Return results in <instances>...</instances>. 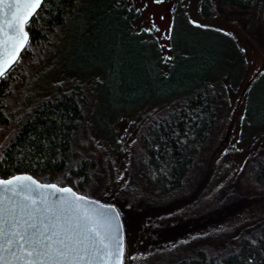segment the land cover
Returning a JSON list of instances; mask_svg holds the SVG:
<instances>
[{
  "label": "rangeland",
  "instance_id": "1",
  "mask_svg": "<svg viewBox=\"0 0 264 264\" xmlns=\"http://www.w3.org/2000/svg\"><path fill=\"white\" fill-rule=\"evenodd\" d=\"M81 2L87 4L44 61L21 70L23 82L7 101L10 119L82 86L89 96L85 141L101 151L103 192H115L128 185L132 147L145 122L211 84L227 100L219 129L178 198L138 202L140 234L131 256L137 264L191 251L223 257L240 238L263 233L264 180L251 165L264 160V10L210 16L203 0H116L125 14L120 10L114 21L95 17L96 0ZM183 202L189 203L165 211Z\"/></svg>",
  "mask_w": 264,
  "mask_h": 264
},
{
  "label": "trees",
  "instance_id": "2",
  "mask_svg": "<svg viewBox=\"0 0 264 264\" xmlns=\"http://www.w3.org/2000/svg\"><path fill=\"white\" fill-rule=\"evenodd\" d=\"M96 3L98 20L108 15L118 20L120 10L125 14V4L116 0ZM85 4L44 0L38 14L25 25L29 42L18 62L0 78V179L29 174L42 183L69 186L81 195L115 205L125 229L124 264H137L131 256L140 234L133 210L140 200L178 198L179 190L191 184L189 175L215 137L227 100L222 91L207 83L148 119L132 147L133 169L126 189L103 192L101 151L85 141L89 96L82 86L46 97L20 121L11 120L7 112V101L25 77L21 70L44 61L61 29ZM201 10L210 16L229 11L260 15L264 0H203ZM251 167L264 180V160ZM188 203L174 209L165 203V211ZM140 221L146 227V218ZM158 264H264V232L240 238L238 247L223 257L191 251Z\"/></svg>",
  "mask_w": 264,
  "mask_h": 264
},
{
  "label": "snow or ice",
  "instance_id": "3",
  "mask_svg": "<svg viewBox=\"0 0 264 264\" xmlns=\"http://www.w3.org/2000/svg\"><path fill=\"white\" fill-rule=\"evenodd\" d=\"M43 3L0 0V78L17 62L28 41L25 25ZM37 189L64 192L69 198H61L63 205L56 210L43 195L33 198ZM7 193L28 203L12 205ZM91 203L71 188L40 184L30 176L0 180V264H124L120 225L114 224L119 213L98 203L89 208Z\"/></svg>",
  "mask_w": 264,
  "mask_h": 264
},
{
  "label": "water",
  "instance_id": "4",
  "mask_svg": "<svg viewBox=\"0 0 264 264\" xmlns=\"http://www.w3.org/2000/svg\"><path fill=\"white\" fill-rule=\"evenodd\" d=\"M39 10V9H38ZM37 10V11H38ZM31 20V19H30ZM29 20V21H30ZM26 32H27V30H26V27H25V29H24ZM28 42H29V35H28V41H27V44H28ZM27 44H26V46H27ZM26 46H25V48H26ZM25 48H23L21 51H20V53H19V57H18V60H19V58H20V56H21V54H22V52L25 50ZM18 60H17V62H18ZM16 62V63H17ZM15 63V64H16ZM14 64V65H15ZM13 65V66H14ZM12 66V67H13ZM11 67V68H12ZM10 68V69H11ZM9 69V70H10ZM8 70V71H9ZM7 71V72H8ZM6 72V73H7ZM16 176H30V177H32L31 175H29V174H19V175H16ZM13 177H15V176H13ZM13 177H11V178H13ZM11 178H9V179H11ZM34 180H36L38 183H40V184H46V183H42V182H40V181H38L37 179H35L34 177H32ZM0 180H6V179H0ZM53 184V183H52ZM57 185V184H56ZM58 187H60V188H71V187H69V186H66V187H61V186H59V185H57ZM34 188H35V186H33ZM72 189V188H71ZM73 190V189H72ZM73 192H75L77 195H81V194H79V193H77L75 190H73ZM7 195L9 196V198L11 199V202H12V205H23V204H27L28 202L27 201H25L24 200V197L23 196H15V197H13L12 196V194L11 193H7ZM31 195L33 196V198H35V199H37V200H39L40 198H41V195H43V197H46L47 198V203H48V205L49 206H51V207H53V209H56V210H58L62 205H63V202H64V199H68L69 198V195L67 194V193H64V192H55L53 189H37V190H35V191H33L32 193H31ZM81 196H85V195H81ZM85 197H87V199L89 200V201H92L93 203H91V204H89V205H87L89 208H92V209H95L96 207H97V203L98 204H100V205H106V206H111L112 208H114L118 213H119V218H118V220L117 221H115L114 222V224H119L120 225V236L122 237V239H123V244H124V258H125V249H126V240H125V229H124V224H123V221H122V217H121V214H120V212H119V210L117 209V207L115 206V205H111V204H105V203H102V202H99L98 200H95V199H92V198H90V197H88V196H85ZM61 198H64V199H61ZM18 219H19V217H18ZM9 220H10V218H9ZM23 226V225H22ZM6 227H7V225H6ZM21 264H23V262H21Z\"/></svg>",
  "mask_w": 264,
  "mask_h": 264
}]
</instances>
